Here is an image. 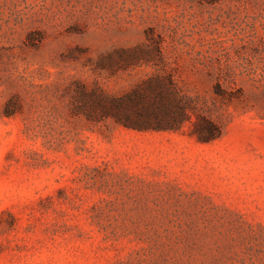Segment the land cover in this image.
I'll return each mask as SVG.
<instances>
[{"label": "rangeland", "instance_id": "1", "mask_svg": "<svg viewBox=\"0 0 264 264\" xmlns=\"http://www.w3.org/2000/svg\"><path fill=\"white\" fill-rule=\"evenodd\" d=\"M0 264H264V0H0Z\"/></svg>", "mask_w": 264, "mask_h": 264}, {"label": "trees", "instance_id": "2", "mask_svg": "<svg viewBox=\"0 0 264 264\" xmlns=\"http://www.w3.org/2000/svg\"><path fill=\"white\" fill-rule=\"evenodd\" d=\"M160 42V41H159ZM158 42V43H159ZM104 111V115L112 116L120 124L142 128L151 123H156L157 125H164L165 123L161 119L149 120L139 113L138 115H133V113L128 109V105L121 99H112L110 105L98 104ZM199 139L202 141H210L216 138L215 129L209 128L205 132H197Z\"/></svg>", "mask_w": 264, "mask_h": 264}]
</instances>
